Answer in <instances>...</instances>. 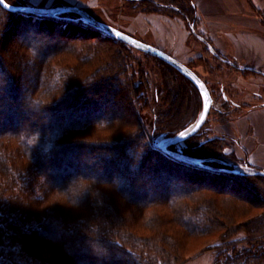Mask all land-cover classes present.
<instances>
[{
    "label": "trees",
    "instance_id": "16d2710c",
    "mask_svg": "<svg viewBox=\"0 0 264 264\" xmlns=\"http://www.w3.org/2000/svg\"><path fill=\"white\" fill-rule=\"evenodd\" d=\"M138 2L195 25L192 0ZM7 12L0 8V52L4 38L17 39L2 50L6 66H0L6 76L0 78V264H182L183 244L171 234L174 229L183 239L222 231L227 241L236 233L221 221L230 216L228 211L208 194L264 207V177L222 171L235 163L223 161L224 153L216 155L213 140L190 144L202 129L180 143L185 144L180 151L226 163H209L216 171L177 162L151 144L155 133L147 132L132 92L137 86L130 55L134 48L75 22L74 14L65 15L69 21L27 15L3 21ZM142 54L176 75L170 104L153 125L155 132L176 136L190 125L198 103L201 109L200 94L170 65ZM15 72L31 75L24 84L27 107L19 102ZM118 98L129 106L126 113L119 114ZM48 113L56 119H48ZM33 115L36 120L26 124ZM114 127L123 129L114 139L72 138ZM180 144L170 148L179 149ZM50 162L56 166L49 168ZM236 163L252 168L247 159ZM53 197L70 207L48 206ZM257 218L244 225L243 243L251 248L230 260L227 253L238 242H226L223 258L215 264H264V212ZM82 241L87 244L76 250L73 244ZM41 250L52 254L50 260L41 259Z\"/></svg>",
    "mask_w": 264,
    "mask_h": 264
},
{
    "label": "rangeland",
    "instance_id": "374dc122",
    "mask_svg": "<svg viewBox=\"0 0 264 264\" xmlns=\"http://www.w3.org/2000/svg\"><path fill=\"white\" fill-rule=\"evenodd\" d=\"M50 1L51 0H7L6 2L10 5H13V6L24 5V6H28V7H39V8L54 7L57 4H59V3L52 4V3H50ZM125 2L126 1H124V0H112L111 3L108 2L109 4L108 3L103 4L101 7H98L97 9H95L93 11H88V12H90L93 15V17L96 18L98 21H100L104 24H107L109 26H112L116 29H119L123 33L130 35L131 37L135 38L136 40H138L142 43H145V44H147L151 47H154L156 49H159L161 51L166 49V48H164V49L161 48L162 46L158 43V39H156L154 37L155 34H153L154 36L151 34V33H153L151 30L148 34H143L141 32H137V31H133L134 33L130 32L131 29H129V27L131 24H130L129 19H130V17H132L134 15V13L131 12V8H132L131 5H134V4H132V2L130 3L128 1H127V3H125ZM154 3H156L158 5H162L160 2H154ZM188 6H189V4L187 3V7ZM143 7L144 6H142V5H138L136 11H140V9ZM0 8L3 10V8L1 6H0ZM135 8H136V6H135ZM8 13H10V14H8ZM20 15L21 14H15V13L8 11L7 13H4L2 15V17L4 16L5 19H3V21L4 20L6 21L7 19L8 20H13V18L16 19ZM48 20H53L55 22L58 21L56 19H48ZM182 20H183V18H182ZM182 20H179L181 25L184 24V23L182 24V22H181ZM136 24L139 25V23H136ZM189 24H190V27L187 26V23H186V25H184L185 34H183L184 33L183 31L179 32V35L181 36V38L184 37L186 39V44L188 45L187 47L189 49H185V48H187L185 46H184L185 48L180 47V48H183V49H181V51L184 55H179L178 53H176V51L173 54L175 55V57L177 56L175 58L176 60H178L180 58L187 67H189L192 71H194L206 83V85H207V87L211 93L212 99H213V106L210 109V112H209V115L207 117L205 124L201 128L202 130L200 129L201 130L200 135L198 137L193 138L190 141V144H192L195 141H196V143L198 141L201 142V141H203V139L206 141L213 140L215 142L216 147H217L215 150L216 155H222L224 153L226 156L223 154V156H225V160H223V161L226 162V160H228L231 163L234 162L235 164H233V165H239L236 162H240V161L247 159V156L244 157L245 159L244 158L241 159L240 155L236 154V152H235L236 148L234 146V143L236 140L234 138L229 137V136L217 135L214 128L216 125H218L219 123H221L225 120L223 117V114H225V112H223V114H222V111H221L222 105L225 106V109L226 108L229 109V107L232 108L233 106L235 107L238 104L242 103V98H237L236 96H234V90L238 91V89L239 90L241 89L242 93H244V95L250 94L248 96V97H251V99L249 100V102H251L250 105H254V104L258 103L257 97L259 96V93L264 94V84H263V82H260V80L264 79L263 78L264 73L262 72L260 74L254 70L249 71V73H247L245 71H242V72L238 71L239 69H238V66L236 64H233V62H231L229 60L223 61L216 51H214L215 55H213V53L209 52L208 50L206 52V48L207 49H209V48L206 46V44L204 42L203 43L205 44L206 48L201 43L198 42V40L199 41H201V40L198 39V37L192 32V30H194V25L191 22H189ZM186 26H187V28H186ZM84 29H86V28H84ZM190 33L193 34L196 38L190 37ZM31 37H33V35L29 36V38H31ZM16 39H17V37H15L14 35H10V36H7V38H4V40L2 42V50L5 48L8 49V48L12 47L15 44ZM192 41H193V43H192ZM191 44L197 46L198 53H204L203 54L204 57H202L200 59L198 58L197 61L190 63V46H191ZM180 48H178L177 50H180ZM2 50L0 52V66L5 67L6 65L4 64V61H5L6 55H5L4 51L2 52ZM135 50H132L133 53H130V55L132 57L131 62L133 64V71L137 72L134 74L132 72L130 73L131 75L132 74L135 75V77L133 78V81H134V83H137V86L134 87V90L132 92H134L133 93L134 98H135V100H137L135 103V106H137L140 109V114H141V117L143 119V122L145 123L147 132L150 135L153 132L155 133V136L151 139V144H153L154 142H161V141H164V140L171 137V136H167V134H165V133H160L158 131L155 132L153 130L155 127V123L160 119L161 112H165V108L167 109L168 101L170 104L169 96H170V94H172V90H174V86H175V84L173 83L172 80L176 78V75H174V73H172V71H170L168 68L164 67L161 63H159L155 59L146 57V56H144V54H142V52H140L138 50L135 51ZM163 52L168 54V52H170V50L166 49ZM222 63H225V64H222ZM170 73H172L171 74L172 76L170 75ZM242 74L245 77H243ZM12 75H14V77L17 76L19 79V85H16V87H15V89H17V92H18L17 95L19 96V102L21 103V105H23V107H27L28 93L27 92L25 93L24 84H25V82L30 81L31 75L28 78L24 77L25 76L24 74L21 76H19L18 74L16 75V72H15V74L13 73ZM2 77H6V76H4V74L0 71V78H2ZM164 77L169 78V80L164 79ZM242 77H243L244 81L242 80ZM112 80H114V77L112 78ZM222 83H224L226 85L224 87V89L222 87H220V84H222ZM111 84L115 85V80ZM231 85L232 86L234 85L235 88L232 87V89H231V87H230ZM227 97L231 98V100H232L231 103L225 102L227 100ZM116 101H117V108L119 110V114H121L120 112L126 113L129 110V108H128L129 106L125 102L121 101L119 98ZM201 103H202V100H201ZM199 109H200V106L198 103L197 108L195 110V114H194L195 117H193V115L190 116V125L182 132H185L188 129H190L193 126V124L198 120L200 113H201L202 104H201V109L200 110ZM78 110L79 109H76V111H78ZM106 110H108V108ZM219 110L221 111V113H219ZM166 113H167V111H166ZM44 114H43L42 118H44L46 116ZM52 114H54V113H52ZM35 115H39V113L35 114ZM35 115L29 116L30 118H28L25 123L30 124L31 122L35 121L36 120L34 118ZM48 115H49L48 119H50V120L56 119V115L54 116V115H51L49 113H48ZM192 118H194V119H192ZM153 125H154V127H153ZM182 132H180V133H182ZM121 133H123V129H121V128L115 129V127H114V129H111V130L96 129V130H88L86 132L75 133V134H73L72 138L76 139V140L77 139L84 140V139H88V138H89V140H98V138H100L101 140H105V139H109V138L114 139L112 137H116V136L120 135ZM180 145L181 146H179V149L170 148V150L176 151V152H181L180 147H185V144H180ZM2 147L4 149H8L7 146H2ZM79 151H85V150L79 149ZM47 165L49 168L56 166L54 162H50ZM258 170H260V169H258ZM81 171L84 172L83 170H81ZM58 173L61 174L60 171H58ZM140 181L142 182V181H146V180H144V179L139 180V181L137 180V181H134L133 183L137 184ZM176 184H177V182L174 183L173 187H175ZM148 186H149V184H148ZM234 187H237V186H234ZM237 188H240L239 189L240 191H242L241 189L244 190V188H241V186L240 187L238 186ZM178 189L179 188L177 186V188H174V191L176 192V191H178ZM214 194H215L214 192H211V194H208L209 198H212L215 205H218L221 208H224L226 211H228V214L230 215L228 218L226 217L225 220H221L223 225L231 226L232 228H236V233H235V235L231 236V238H229V240H227V241L225 238H223L224 235H223L222 231L217 232V233H210V234L204 235V236H197V237H190L189 236L186 239H183V238H180V234L177 232L176 229H174L173 230L174 232H172L171 234L173 236H175L174 238H179V240L183 244V248L181 250L182 251L181 259L183 262L182 264H215V261L222 260L223 255L221 254V251L223 250V246L226 242H238V244L235 246V248L237 247L236 250L235 251L231 250V251H229V253H227V255L230 254L229 255L230 260L232 258H235L236 253L243 252V251L251 248V247L249 248L248 246H246L245 243H243V241L245 240V237H246L244 225L247 222L249 223L251 221H255L256 219H258L257 217L260 216L264 212V207L258 208V209L252 208L249 205L245 206L244 204H242L240 202L238 203L235 196H233V197L226 196V197H220L219 198V196H217V194H215V195ZM242 196H244L243 193H242ZM54 203L64 204L65 202L62 199L56 200V198L53 197L50 199V201L48 202L47 205L51 206V204H54ZM66 207H68V208L70 207V205L68 204L67 201L64 205L65 209H66ZM192 207H194V205ZM243 209L245 212H242ZM245 213H246V215H245ZM233 217H236V218L232 219ZM53 232L57 233V232H59V230L54 229ZM75 242H78V241L76 240ZM82 242L83 243L80 242L81 245L74 243L73 244V246L75 245L74 248H76V250L80 251V249H82V246L87 244L84 241H82ZM41 251H42L41 252L42 254H40V255H42L41 259H43L46 262L48 260H50V257L52 254L48 250H41ZM117 258L123 259L119 254L117 255Z\"/></svg>",
    "mask_w": 264,
    "mask_h": 264
},
{
    "label": "crops",
    "instance_id": "0c3cea01",
    "mask_svg": "<svg viewBox=\"0 0 264 264\" xmlns=\"http://www.w3.org/2000/svg\"><path fill=\"white\" fill-rule=\"evenodd\" d=\"M111 1L51 0L50 3L76 6L88 12L108 2L111 3ZM124 1H126L125 3L127 1L132 2L136 6L135 8L134 5H131V12L134 15L129 19L130 32L137 31L148 34L151 30L153 32L151 34H155L153 36L158 39L161 48L170 50L169 55L176 58L177 56L175 57L173 54L175 51L179 55H184L181 51L183 48L180 47H187L188 45L186 39L181 38L179 32H184L186 21L182 20L180 15L166 9L151 10L144 5H142L144 7L140 11H136L138 0ZM192 1L196 8L195 34L202 37L224 59L236 64L238 71L249 73V71L254 70L260 74L264 73V0ZM178 19L182 20L181 22L184 24L181 25ZM136 23H139V25ZM190 37L196 38L191 33ZM198 42L205 47L203 42L199 40ZM178 48L180 50H177ZM197 50V46L191 44L190 63L204 57V53H198ZM207 50L211 52L210 49L206 48V52ZM178 60L184 64L180 58ZM243 77L242 80L244 81ZM260 82L264 84V79ZM225 86L224 83L220 84L223 89ZM230 87L231 89L232 87L235 88L234 85ZM249 95H244L241 89L234 90V96L242 98V103L232 108L229 107V109H225V106L222 105L221 111L222 114L225 112L223 114L225 120L216 125L214 129L217 135L229 136L236 140L234 143L235 152L240 155L241 159L247 156L252 168L264 170V94L259 93L258 103L254 105H250L249 100L251 97H248ZM225 102L231 103L232 100L227 97ZM221 111L219 110V113Z\"/></svg>",
    "mask_w": 264,
    "mask_h": 264
},
{
    "label": "water",
    "instance_id": "95a60500",
    "mask_svg": "<svg viewBox=\"0 0 264 264\" xmlns=\"http://www.w3.org/2000/svg\"><path fill=\"white\" fill-rule=\"evenodd\" d=\"M0 6L3 9L15 14L38 17L41 19H56L58 21L59 20L69 21V19L65 18V15L67 14L77 15L78 19L74 20L75 22H81L82 24L92 28L95 31L102 33L105 36L116 39L142 53L158 58L163 62H165L166 64L173 67L176 71H178L180 74L186 77L198 90L202 100V109L198 120L193 124V126L190 129L180 134H177L176 136L170 137L164 141L154 142L153 143L154 147L159 151H161L163 154L170 157L171 159L195 168L216 171V169L210 168L208 164L217 163L220 165H226L225 162L216 158H196L181 152L170 150L171 146H175L185 142L186 140L193 137L195 134H197L200 131V129L203 127V125L207 120L211 107L213 106V99L206 83L185 64L181 63L171 55L159 49H156L154 47H151L145 43L136 40L130 35L123 33L119 29H116L112 26H109L107 24L98 21L89 12L85 11L80 7L64 6V5L45 7V8L28 7L24 5L13 6L8 4L5 0H0ZM192 32L195 34L194 30H192ZM196 36L202 42L207 44V42L202 37L198 35ZM208 47L210 51L213 54H215L212 47L211 46ZM229 166H230V170L224 169L222 171H227L235 175H254V176L264 177V170H256L254 168L243 165H229Z\"/></svg>",
    "mask_w": 264,
    "mask_h": 264
},
{
    "label": "flooded vegetation",
    "instance_id": "af4514ba",
    "mask_svg": "<svg viewBox=\"0 0 264 264\" xmlns=\"http://www.w3.org/2000/svg\"><path fill=\"white\" fill-rule=\"evenodd\" d=\"M187 25H189L188 23H187ZM206 44V43H205ZM206 46L208 47V46H210L208 43L206 44ZM209 48V47H208ZM223 61H228L227 59H224V58H221Z\"/></svg>",
    "mask_w": 264,
    "mask_h": 264
}]
</instances>
